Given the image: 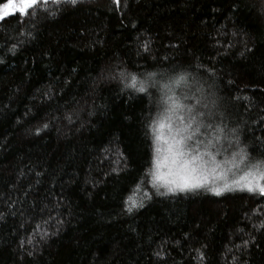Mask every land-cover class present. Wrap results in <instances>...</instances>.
Here are the masks:
<instances>
[{"label":"trees","instance_id":"obj_1","mask_svg":"<svg viewBox=\"0 0 264 264\" xmlns=\"http://www.w3.org/2000/svg\"><path fill=\"white\" fill-rule=\"evenodd\" d=\"M121 2L84 0L0 24V264H264V230L253 227L264 221V198L161 196L140 183L160 93L125 89L118 75L187 69L259 157L262 0ZM105 69L118 78L99 84ZM137 186L144 206L129 213Z\"/></svg>","mask_w":264,"mask_h":264},{"label":"snow or ice","instance_id":"obj_2","mask_svg":"<svg viewBox=\"0 0 264 264\" xmlns=\"http://www.w3.org/2000/svg\"><path fill=\"white\" fill-rule=\"evenodd\" d=\"M83 2L84 0H2L0 24L13 20L18 23L35 22L42 13L55 16L57 11L65 10L64 6L75 7ZM112 3L117 9L122 7L121 0H112ZM49 5H55L56 10L50 11ZM261 10L264 11V0ZM16 46L14 44L10 50L14 52ZM144 51H148L147 44L144 45ZM118 75L125 89L149 97L153 95L150 89L160 93L157 114L147 129L152 141V159L141 184L150 185L161 196L203 190L217 197L241 192L251 197L264 198V153L259 157L253 155L246 138L241 139L239 126L230 128L224 124L221 114L215 110L216 101L211 99L214 93L207 91L206 94L197 76L187 69L176 70L175 75L148 73L144 79H138L132 73L121 72ZM157 75L166 82L160 84L155 79ZM117 78L112 70L105 69L98 78V83H108ZM76 115L66 113L64 119L72 124ZM261 122H264V117H261ZM48 127V123H43L35 130V134L39 135L42 129ZM140 191L141 188L137 186L128 197L126 203L129 213L144 206L143 200L138 199ZM144 197L150 198L147 192ZM258 213L264 215V208L259 209ZM0 219H3L2 213ZM253 227L257 231L264 230V221ZM43 238L42 235L41 239ZM250 242L254 243L245 241L243 246L247 247ZM23 244L21 241L22 246ZM156 255L159 257V252ZM197 258L202 262L206 257L198 251Z\"/></svg>","mask_w":264,"mask_h":264}]
</instances>
